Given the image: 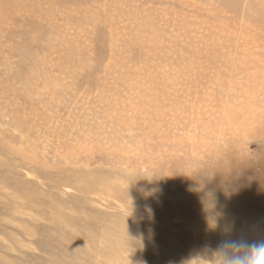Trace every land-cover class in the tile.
<instances>
[{
  "label": "rangeland",
  "instance_id": "1",
  "mask_svg": "<svg viewBox=\"0 0 264 264\" xmlns=\"http://www.w3.org/2000/svg\"><path fill=\"white\" fill-rule=\"evenodd\" d=\"M226 223L264 236V0H0V264H187Z\"/></svg>",
  "mask_w": 264,
  "mask_h": 264
},
{
  "label": "clouds",
  "instance_id": "2",
  "mask_svg": "<svg viewBox=\"0 0 264 264\" xmlns=\"http://www.w3.org/2000/svg\"><path fill=\"white\" fill-rule=\"evenodd\" d=\"M209 226L215 229V218H209ZM234 225L226 223L222 229L223 238L214 249H207L208 258L193 259L197 264H264V236L250 235L243 231L234 236ZM210 254V255H209Z\"/></svg>",
  "mask_w": 264,
  "mask_h": 264
},
{
  "label": "bare ground",
  "instance_id": "3",
  "mask_svg": "<svg viewBox=\"0 0 264 264\" xmlns=\"http://www.w3.org/2000/svg\"><path fill=\"white\" fill-rule=\"evenodd\" d=\"M249 52H251V51H249ZM243 54V53H242ZM252 54V53H251ZM159 107V106H158ZM252 117V116H251ZM247 118V117H246ZM226 119V118H225ZM87 120V119H86ZM88 122V121H87ZM230 125V124H229ZM239 126V125H238ZM80 129V128H79ZM84 130V129H83Z\"/></svg>",
  "mask_w": 264,
  "mask_h": 264
}]
</instances>
